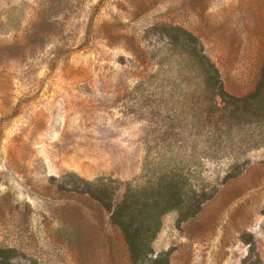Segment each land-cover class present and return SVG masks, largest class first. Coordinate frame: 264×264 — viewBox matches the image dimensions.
<instances>
[{
    "label": "rangeland",
    "instance_id": "rangeland-1",
    "mask_svg": "<svg viewBox=\"0 0 264 264\" xmlns=\"http://www.w3.org/2000/svg\"><path fill=\"white\" fill-rule=\"evenodd\" d=\"M195 48L228 94H251L264 0H0V247L15 262L131 264L106 209L73 186L109 182L116 205L171 164L160 135L197 89ZM220 135L217 149L215 132L189 135L183 173L213 195L185 220L166 213L149 255L165 261L140 264H264V125Z\"/></svg>",
    "mask_w": 264,
    "mask_h": 264
},
{
    "label": "trees",
    "instance_id": "trees-1",
    "mask_svg": "<svg viewBox=\"0 0 264 264\" xmlns=\"http://www.w3.org/2000/svg\"><path fill=\"white\" fill-rule=\"evenodd\" d=\"M184 34L186 37L182 41L194 40L191 35ZM188 52L191 53L188 55ZM185 54L188 59H192V65L199 74V82L197 89L191 91L192 94L185 95L182 100H173L171 106L167 107L168 112H171L176 110L178 104L179 112L174 116L175 119L179 116L182 118L181 121L176 120L175 124L174 121L169 122L166 125L167 130L160 135L162 141H169L165 151L171 153V164L144 186L127 188L123 199L116 205L112 202L114 188L109 186V182L86 181L81 190H78L77 185L73 186L74 191L87 194L106 209L109 222L117 226L123 234L131 264H140L144 260L154 263L161 259L165 261L162 257H149L153 253L151 245L160 229L162 217L177 209L185 212L182 214L185 220L198 213L201 204L213 195L211 188L196 189L189 185V177L183 173L184 162L190 161L194 166L198 155L197 147L187 143L189 135L215 132L218 135V140L214 142L218 144L217 149L223 141L220 133L229 136L232 126L241 128L245 125H264V66L255 91L242 98L233 97L225 91L219 72L202 50H186ZM186 89L189 90L190 86ZM188 131L191 133L186 135L185 132ZM177 155L180 157L177 158ZM188 173L192 175L195 170H188ZM14 258V249L0 247V264H37L34 261L15 262Z\"/></svg>",
    "mask_w": 264,
    "mask_h": 264
}]
</instances>
